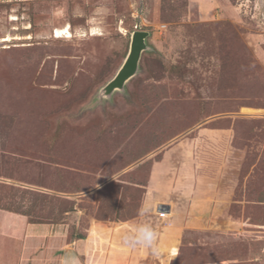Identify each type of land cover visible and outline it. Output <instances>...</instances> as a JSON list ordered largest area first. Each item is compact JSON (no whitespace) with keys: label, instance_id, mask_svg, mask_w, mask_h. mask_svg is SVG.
<instances>
[{"label":"rangeland","instance_id":"rangeland-1","mask_svg":"<svg viewBox=\"0 0 264 264\" xmlns=\"http://www.w3.org/2000/svg\"><path fill=\"white\" fill-rule=\"evenodd\" d=\"M133 30L150 48L100 100ZM179 198L213 220L175 263L264 264V0H0V209L47 228L36 252L51 224L76 239ZM31 239L0 237V262Z\"/></svg>","mask_w":264,"mask_h":264},{"label":"crops","instance_id":"crops-1","mask_svg":"<svg viewBox=\"0 0 264 264\" xmlns=\"http://www.w3.org/2000/svg\"><path fill=\"white\" fill-rule=\"evenodd\" d=\"M160 200L153 203L155 210L159 208L157 205H163L164 208L167 206L169 211L152 212L151 202L147 199L141 205V213L143 209H150L147 215L140 213L122 221L91 220L84 228L82 236L76 239L65 240L67 230L51 224L53 229L49 227L50 249L39 252H36L41 242V237L38 236H42L47 228L42 229L43 224H39V228L36 227L38 223L29 222L23 214L0 209V237L7 240L32 237L33 244L29 245V249H24L22 245L14 264H170L177 256L185 232H201L204 227L201 219L213 220V208L209 204L207 213L201 215L195 205L185 199L175 200L174 206L168 201ZM145 223L152 225L158 233L155 251L149 247L130 246L125 241L126 234L132 232L138 224ZM211 229L213 230V227ZM2 253L3 251H0V254ZM0 264L10 262L6 258ZM195 264L223 263L204 261Z\"/></svg>","mask_w":264,"mask_h":264},{"label":"water","instance_id":"water-1","mask_svg":"<svg viewBox=\"0 0 264 264\" xmlns=\"http://www.w3.org/2000/svg\"><path fill=\"white\" fill-rule=\"evenodd\" d=\"M148 32L133 30L130 33L127 52L115 74L99 88L96 97L100 100L110 99L115 92H123L125 84L137 74L140 66L141 54L149 50L146 43ZM163 206V205H159Z\"/></svg>","mask_w":264,"mask_h":264},{"label":"clouds","instance_id":"clouds-1","mask_svg":"<svg viewBox=\"0 0 264 264\" xmlns=\"http://www.w3.org/2000/svg\"><path fill=\"white\" fill-rule=\"evenodd\" d=\"M111 9L106 5L97 6L90 18L91 23L95 26V31L99 33L104 25L105 19L110 15ZM149 209H143V215H147ZM158 239V233L156 229L150 224H138L134 230L125 236V241L130 246H143L152 248L155 251L156 241Z\"/></svg>","mask_w":264,"mask_h":264},{"label":"bare ground","instance_id":"bare-ground-1","mask_svg":"<svg viewBox=\"0 0 264 264\" xmlns=\"http://www.w3.org/2000/svg\"><path fill=\"white\" fill-rule=\"evenodd\" d=\"M69 24V23H68ZM69 27L68 25H64L61 28H55L54 29V37H60V36H69ZM83 30V29H82ZM93 30V29H92ZM80 32V31H79ZM89 33V32H88ZM92 33V32H91ZM66 34V35H64ZM90 35V34H89ZM96 35V34H95ZM71 36V35H70ZM78 36V35H77Z\"/></svg>","mask_w":264,"mask_h":264},{"label":"trees","instance_id":"trees-1","mask_svg":"<svg viewBox=\"0 0 264 264\" xmlns=\"http://www.w3.org/2000/svg\"><path fill=\"white\" fill-rule=\"evenodd\" d=\"M41 197V196H40ZM45 197H47V196H42L41 198H45ZM22 211V210H21ZM19 211L18 213H20V214H23L24 216H26V217H30L31 215H30V212H24V211ZM34 216V215H33ZM113 221H122L121 219H117V220H113ZM83 234V233H82ZM181 248V247H180ZM180 248H179V250H178V253H177V256H176V258L174 259V260H172L171 262H170V264H175V261L178 259V255L180 254ZM208 262V261H207ZM209 262H213V261H209ZM193 264H195V263H193Z\"/></svg>","mask_w":264,"mask_h":264}]
</instances>
